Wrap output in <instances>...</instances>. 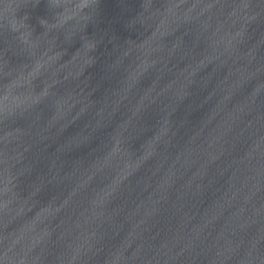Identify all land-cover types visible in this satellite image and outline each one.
Listing matches in <instances>:
<instances>
[{
    "label": "water",
    "instance_id": "obj_1",
    "mask_svg": "<svg viewBox=\"0 0 264 264\" xmlns=\"http://www.w3.org/2000/svg\"><path fill=\"white\" fill-rule=\"evenodd\" d=\"M0 264H264V0H0Z\"/></svg>",
    "mask_w": 264,
    "mask_h": 264
}]
</instances>
